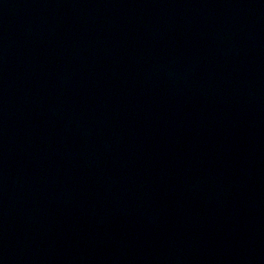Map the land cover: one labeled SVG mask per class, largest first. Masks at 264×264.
Returning <instances> with one entry per match:
<instances>
[{"label":"water","instance_id":"95a60500","mask_svg":"<svg viewBox=\"0 0 264 264\" xmlns=\"http://www.w3.org/2000/svg\"><path fill=\"white\" fill-rule=\"evenodd\" d=\"M0 264H264V0H0Z\"/></svg>","mask_w":264,"mask_h":264}]
</instances>
